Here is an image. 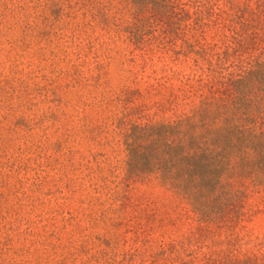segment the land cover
<instances>
[{"label": "rangeland", "instance_id": "1", "mask_svg": "<svg viewBox=\"0 0 264 264\" xmlns=\"http://www.w3.org/2000/svg\"><path fill=\"white\" fill-rule=\"evenodd\" d=\"M130 16L131 0H0V264L264 256V190L248 180L239 219L212 224L154 175L127 179L130 125L183 117L206 92L190 57L130 45ZM213 30L198 42L222 51Z\"/></svg>", "mask_w": 264, "mask_h": 264}, {"label": "trees", "instance_id": "2", "mask_svg": "<svg viewBox=\"0 0 264 264\" xmlns=\"http://www.w3.org/2000/svg\"><path fill=\"white\" fill-rule=\"evenodd\" d=\"M211 28L222 51L198 42ZM125 29L130 45L154 42L171 46L176 58L190 57L196 80L206 87L189 114L130 125L123 135L127 179L154 175L201 222L239 219L245 194L234 182L248 180L264 190V0H131ZM156 30L159 35L151 36ZM187 32L197 35L189 39ZM232 264H264V256Z\"/></svg>", "mask_w": 264, "mask_h": 264}]
</instances>
